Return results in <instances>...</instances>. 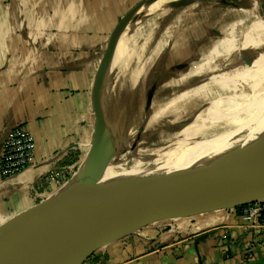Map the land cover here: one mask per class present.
<instances>
[{"label":"crops","instance_id":"1","mask_svg":"<svg viewBox=\"0 0 264 264\" xmlns=\"http://www.w3.org/2000/svg\"><path fill=\"white\" fill-rule=\"evenodd\" d=\"M4 1L0 146L10 128L24 126L35 158L14 176L0 175V226L57 192L47 172H75L84 164L94 137L96 73L129 12L100 87L115 152L139 133L192 118L190 100L206 98L214 87L233 91L241 81L249 92L264 91V19L253 15L260 0L177 7L181 0ZM239 59L246 65L241 71ZM240 213L234 208L151 225L82 264H264V234Z\"/></svg>","mask_w":264,"mask_h":264},{"label":"water","instance_id":"2","mask_svg":"<svg viewBox=\"0 0 264 264\" xmlns=\"http://www.w3.org/2000/svg\"><path fill=\"white\" fill-rule=\"evenodd\" d=\"M195 1L181 0L173 6ZM131 14L114 28L96 73L94 137L84 164L55 194L0 226V264H82L104 245L157 222L264 201V153L161 169L74 197L138 146L140 133L130 146L115 152L100 104V87L116 39Z\"/></svg>","mask_w":264,"mask_h":264},{"label":"bare ground","instance_id":"3","mask_svg":"<svg viewBox=\"0 0 264 264\" xmlns=\"http://www.w3.org/2000/svg\"><path fill=\"white\" fill-rule=\"evenodd\" d=\"M224 102V117L218 116L215 108L201 111L192 119L189 128L181 129L172 141L154 150L144 162L132 166L122 177L112 180L114 175L128 171L120 169L115 172L119 157L104 176L74 197L161 169L264 153V91L226 96ZM227 124L237 127L235 130H229ZM216 132L219 134L213 135ZM125 156L119 159L120 168L128 161Z\"/></svg>","mask_w":264,"mask_h":264},{"label":"rangeland","instance_id":"4","mask_svg":"<svg viewBox=\"0 0 264 264\" xmlns=\"http://www.w3.org/2000/svg\"><path fill=\"white\" fill-rule=\"evenodd\" d=\"M4 4L6 5V2L4 0H0V10L2 8L1 6L4 5ZM253 15H254L255 18L264 19V0H260V1H258L256 3ZM1 22H2V16H1V11H0V23ZM6 29L7 28H5L4 26L0 25V34H6ZM239 63H240L239 70L241 71L246 65L244 64V62L242 60H240ZM236 83H237L236 84V89L233 90V91L230 90V91L222 92V91H219L217 89V87H214L213 89L208 91V96H206V98H204V97H202L201 95L198 94L199 98H197L196 101H194V99L190 100L191 102H189V108L195 105L194 108H196V109H195L194 113H197V114L200 113L203 110H208L209 108L210 109L212 108V110H213L215 108L216 114L218 116H223L224 117V107L223 106H225V102L224 101H225V97L226 96L260 93V92H254V93L253 92H249V90L247 89L245 84L243 82H241V81H236ZM188 121H189V124H190L192 122L191 118L187 119V120H185L183 122L177 123L172 128L166 126V127L157 128V129H155L153 131L142 133L141 137L138 139V146L136 147V150H135L134 154L128 153V154H126V156L124 155L126 158H128V161L125 162L124 165L121 168L119 167V164L121 162L119 159L124 158V156H120V158L118 159V161L115 164L116 165L115 172L120 171V169L129 170L130 168H132V166L137 165V164H141L142 162H144V160L154 150H156L157 148H159L163 144H166V143H169L170 141H172L177 136V134L179 133V131L181 129L189 128L188 127L189 124L184 125ZM182 125H184V126L182 127ZM233 125L234 124H227V127L229 128V130H235L236 129L237 126L236 125L233 126ZM138 126L139 127L143 126V123H139V124L137 123V125H136L137 129H138ZM216 134H219V132H216L213 135H216ZM191 151H193V150H191ZM73 175H74V170H73V172L69 171L67 173L66 180H68ZM59 186L60 185H58L57 187H59ZM165 222H171V221H165ZM162 223H164V222H157V223H155L153 225H159V224H162Z\"/></svg>","mask_w":264,"mask_h":264},{"label":"built area","instance_id":"5","mask_svg":"<svg viewBox=\"0 0 264 264\" xmlns=\"http://www.w3.org/2000/svg\"><path fill=\"white\" fill-rule=\"evenodd\" d=\"M35 142L32 134L21 125L10 128L0 147V175L2 178L14 176L34 163ZM69 170L59 167L45 174L48 182L61 185L66 181ZM245 224L257 226L264 234V201L238 207Z\"/></svg>","mask_w":264,"mask_h":264}]
</instances>
